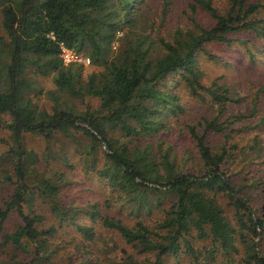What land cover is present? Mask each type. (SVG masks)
Instances as JSON below:
<instances>
[{
	"label": "trees",
	"instance_id": "trees-1",
	"mask_svg": "<svg viewBox=\"0 0 264 264\" xmlns=\"http://www.w3.org/2000/svg\"><path fill=\"white\" fill-rule=\"evenodd\" d=\"M0 7V264H264V80L205 66L221 46L258 64L264 0Z\"/></svg>",
	"mask_w": 264,
	"mask_h": 264
},
{
	"label": "rangeland",
	"instance_id": "rangeland-1",
	"mask_svg": "<svg viewBox=\"0 0 264 264\" xmlns=\"http://www.w3.org/2000/svg\"><path fill=\"white\" fill-rule=\"evenodd\" d=\"M218 5H220L223 9L226 7L228 0H217ZM205 14H198L197 18H205ZM0 32L2 35L5 34V29L3 27V14H2V9L0 7ZM249 38L248 36H246ZM251 37V36H250ZM213 50L217 51L219 55H224L223 56V61H220L219 63H214L212 61H207L205 66L208 69V71L212 74L215 75L216 73H228L230 75V79H237L241 78L244 83V88L249 87V90H252L253 88L250 87L253 83H260L261 81L264 80V55L263 52H260V59L258 61L257 65H253L249 59L247 58L248 55H246L244 49H239V48H233V49H227L225 46L221 47H214ZM228 63H225V61H229ZM1 67V66H0ZM45 82V81H43ZM44 85L46 87L51 86V82H45ZM40 103L43 106H46L48 109L50 108V101L48 100L47 97L42 98L40 100ZM259 111H258V120L263 118L261 121L262 126L260 129L264 132V100H262V105H259ZM8 116L2 117V120H0V154L1 152L7 151L9 149V143H11L10 140V131L6 128L5 122L8 121ZM64 139V138H61ZM25 142H26V147L28 149H32L39 154L41 158L45 156V149H46V142L45 140L33 133H26L25 134ZM57 145L60 146L61 143L59 141L57 142ZM69 150H73V147L70 145L67 146ZM70 160V158H69ZM52 165L56 169H60L63 171L68 172L69 174H72L75 170L79 172L80 174H83L82 168L78 165L77 168L74 170H71V167L67 166L66 163H62V160H54L52 161ZM4 194L0 193V198L3 197Z\"/></svg>",
	"mask_w": 264,
	"mask_h": 264
},
{
	"label": "built area",
	"instance_id": "built-area-1",
	"mask_svg": "<svg viewBox=\"0 0 264 264\" xmlns=\"http://www.w3.org/2000/svg\"><path fill=\"white\" fill-rule=\"evenodd\" d=\"M62 52L61 57L63 58V61L68 64L72 62H84L86 64L91 63V59L89 57H85L83 54H79L73 49L68 48L63 43L61 44Z\"/></svg>",
	"mask_w": 264,
	"mask_h": 264
}]
</instances>
